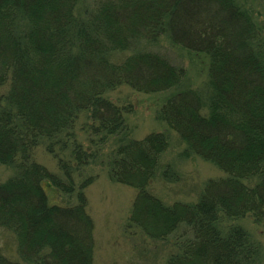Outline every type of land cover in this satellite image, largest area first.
<instances>
[{"label": "trees", "instance_id": "16d2710c", "mask_svg": "<svg viewBox=\"0 0 264 264\" xmlns=\"http://www.w3.org/2000/svg\"><path fill=\"white\" fill-rule=\"evenodd\" d=\"M85 1L0 0V165L14 169L0 182V229L14 234L19 254L0 249V264H94L85 192L97 176L77 180L75 172L115 135L123 136L109 176L138 190L127 226L156 240L174 236L177 250L163 264H259L261 243L235 220L264 225L262 23L240 0H90L83 12ZM162 36L209 59L205 90H177L158 114L186 144L183 155L225 172L195 201L168 204L152 192L169 136L130 138L125 118L134 106L109 96L124 85L149 94L180 87L184 65L137 49ZM41 145L60 173L39 163ZM162 175L179 177L169 163ZM49 191L76 200L55 202Z\"/></svg>", "mask_w": 264, "mask_h": 264}, {"label": "rangeland", "instance_id": "374dc122", "mask_svg": "<svg viewBox=\"0 0 264 264\" xmlns=\"http://www.w3.org/2000/svg\"><path fill=\"white\" fill-rule=\"evenodd\" d=\"M254 13L256 19L264 27V0H240ZM91 5L86 0L82 6L83 12ZM138 50L161 51L177 63L186 67L187 74L180 87L160 92H141L128 87H118L109 93L111 99L122 103L132 104L133 110L127 113V136L140 139L153 131H163L169 136L170 145L163 154L159 170L151 183L150 189L154 194L170 204L175 201H195L200 196L206 181L225 174L214 163L201 156L183 155L186 144L179 133L172 129L158 116L162 103L177 90L182 88H197L205 90L208 82L209 59L203 54H197L174 44L168 36H162L156 42L142 41ZM130 52L114 54L116 59H123ZM86 120L83 116L81 122ZM126 133V132H125ZM123 135L109 137L104 145L102 154L91 164L75 172L77 180L89 175L97 178L86 189L89 201V212L95 223L94 227V264H163L170 254L177 250L174 236L168 239H152L136 226L128 227L127 221L133 208L138 190L130 185L112 181L109 176L107 160L111 150L116 148ZM79 139L85 145H91L89 136L80 129ZM93 148H96L93 145ZM36 157L53 172H59L56 158L50 154L45 145L38 147ZM172 164L179 177L169 180L163 177L162 168ZM14 174V169L0 165V182ZM50 194L52 191H49ZM51 200L65 204L74 202L73 198L52 192ZM244 226L262 246V258L259 264H264V225L256 223L250 216L235 220ZM0 249L10 258L19 259L18 246L14 234L6 229H0Z\"/></svg>", "mask_w": 264, "mask_h": 264}]
</instances>
